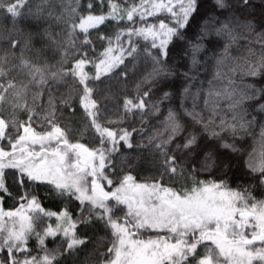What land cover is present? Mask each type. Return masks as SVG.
I'll return each mask as SVG.
<instances>
[{
  "label": "trees",
  "instance_id": "obj_1",
  "mask_svg": "<svg viewBox=\"0 0 264 264\" xmlns=\"http://www.w3.org/2000/svg\"><path fill=\"white\" fill-rule=\"evenodd\" d=\"M164 2L167 3V0ZM228 2L235 5L237 0ZM90 3L93 4L91 14L105 15L108 19L96 29H89L87 38L90 43L85 44V34L79 28L73 32L72 25L79 24L80 17L89 14ZM141 3L142 0H111V4H118L124 10H118L115 16L111 15L110 0H79V5L76 0H48L47 4L43 0H28L23 7L24 15L15 19L0 9V57H6V61H0V67L7 72L6 77H0V82L6 84L12 80L16 83L17 89L29 84L28 69L21 68L22 60H28L31 64L46 70L49 77L47 84L43 87L30 84L21 101L26 100L28 106L35 110L32 126L38 133L50 132L51 127L44 117L54 112L55 123L66 130L70 143L83 144L89 150L102 148L106 156V167L103 171L107 179H102L100 183L105 191H113L127 175H131L136 183L146 184L161 181L163 178L164 187L178 190L191 188L194 180H225L231 188L240 191L247 189L256 200H264V184L259 182L258 174L252 173L246 167V161L255 165L264 155V111L258 110L259 104L264 103V98L245 103L244 108L248 112L245 118L253 120L255 117V120L236 135L229 130L222 132L219 137H212L210 132L219 131V128L204 131L202 124L194 123L191 117L184 113L185 110H193V97L200 90L201 95L195 101V111L200 112L205 119L210 115L208 111H204V96L207 91L210 87L219 89L228 85L227 76L215 79L217 68L212 54L222 51L223 45L228 41L214 35L207 37L203 41L206 51L199 54L197 57L199 63L195 66L191 62L188 41H173L168 46L167 57H161L165 60L170 74L150 77L153 68L157 67L153 57H158L160 50L152 47L151 36L145 39L144 35L129 33L134 29L147 28L149 25L157 26L158 30L160 21L171 23L172 17L166 10L148 16L146 11L138 9L133 20L129 21L127 10ZM175 3L176 0H173V4ZM38 7L43 11L37 12ZM144 7L153 10L151 3L145 4ZM73 8L76 9L75 13L71 11ZM207 15L216 16L219 20L234 15L238 21L247 19L253 22L256 28L254 32H248L241 23L237 24V31L243 35L232 44L229 49L232 60L228 61V67L221 71L230 75L232 86L237 89H244L247 85L264 88V75L251 77L244 74L250 63L259 61L261 51L264 49L260 42L262 38L258 36V32L264 31V28L260 27V21L264 18V0H251V4L243 12L236 11L235 8L217 9L213 12L212 0H202L199 14L185 32L188 39H193L199 32V25ZM209 40L212 41L211 45ZM13 41L18 42L15 48L12 46ZM155 42L158 45L159 39ZM109 48L113 50L109 55L122 56L123 63L108 73H105L104 67L101 66L100 77L96 79L98 72L96 64L107 58L102 54ZM132 48L136 51L129 55ZM249 48L252 49V54H249ZM82 59L88 61L83 71L88 76L87 87L93 90L90 99L96 104L94 109L89 110L81 104V97L85 95V85L79 82V77L68 75L60 80L50 78L51 73L70 70L76 61ZM231 68L235 69L234 73H230ZM185 73L188 74L187 77ZM209 81L214 83L210 85ZM185 88L189 89L187 93L184 92ZM14 91L15 89L9 90L3 111L0 112V117L8 122L13 118L17 120V126L7 132V136L13 141L18 135L24 134L23 128L18 127L19 122L28 120L27 112L19 109L14 112L11 107V104L15 103L12 94ZM37 93L40 95L37 96ZM145 93H148V96L145 97ZM164 93L169 94L166 99ZM50 99L54 107L49 104ZM141 99L146 105L143 110L126 111V100L139 103ZM170 109L178 113L184 125V131L164 149L168 156L174 155L177 158V173L174 175L163 166L165 157L155 147L168 138L164 120ZM89 111L95 114L96 123L102 129L107 128L117 133V140L125 131L130 133L129 143L132 147L120 141L116 144L115 151H109L113 144L106 136L103 137L104 144H101V134L93 126ZM192 133L198 136L196 150L191 152L178 150L177 145H182ZM224 143L234 145L237 151L222 147ZM0 145L10 150L7 138L0 139ZM34 148L36 151L40 150L39 146ZM205 153L211 154L214 163L205 160ZM72 159L74 161L75 156ZM96 164L99 165L98 158ZM13 172L14 170H9L7 177L12 196H5L0 203V208L4 211L18 208L21 203L19 197L25 191L13 184ZM108 180L113 182L112 185H108ZM33 196L47 212L59 214L66 210L71 221L76 223L74 231L77 237L84 239L85 243L71 254L65 252L67 240L62 230L55 237L45 235L47 228L55 229L61 221L57 216L48 217L40 214L35 231L27 240L28 255L42 257L45 254L44 249H47L49 253L57 255L55 264H105L109 259L108 249L112 246L114 237L113 230L106 226L107 215L104 220L97 219L102 210L97 209L93 212L91 221L85 224L80 221L89 217L88 208L85 207L82 214L81 203L75 197H61L53 191L51 185L43 183L31 185L28 200ZM24 204L27 205V201H24ZM114 205L115 201H111L109 207ZM126 211L124 205L114 208L112 218L119 219L122 223ZM37 233L39 237H43V245H40ZM156 235V232L149 230L143 233V238H155ZM198 251L203 254V248H199ZM16 256L20 260L25 258V254L22 253H16ZM7 257V250L0 249V260L6 261Z\"/></svg>",
  "mask_w": 264,
  "mask_h": 264
},
{
  "label": "snow or ice",
  "instance_id": "obj_2",
  "mask_svg": "<svg viewBox=\"0 0 264 264\" xmlns=\"http://www.w3.org/2000/svg\"><path fill=\"white\" fill-rule=\"evenodd\" d=\"M27 2L28 0H0V9L15 19L24 15L23 7ZM43 2L47 4L48 0ZM76 3L79 5V0H76ZM148 3H151L153 10L150 11L144 7ZM201 3L202 0H176L175 4L173 0H167V3L164 0H142L141 5H134L131 10H127L129 21L133 20L138 9L142 12L146 11L148 16L166 10L171 14L172 21L171 23L160 21L158 30L157 26L149 25L144 29H134L129 34L144 35L145 39L151 36L152 47L160 50V55L153 57L157 67L153 68L152 73L149 74L150 77L170 74L165 60L161 57H167L168 46L173 41H188L193 66L199 63L197 59L199 54L206 51L203 41L207 37L214 35L228 41L223 45L222 51L212 54L217 68L215 79L227 76L228 85L219 89L210 87L207 91L204 96V111H208L210 115L205 119L200 112L195 111V101L201 95L200 90L193 97V110H185L184 114L191 117L194 123L202 124L206 132L210 128H219V131L210 132L212 137H219L222 132L229 130L236 135L238 131L246 129L255 120V117L253 120L245 118L248 112L244 105L246 102L264 98V88L247 85L244 89H237L232 86L233 81L230 75L221 70L228 67L227 62L232 60L229 51L232 44L243 35L237 31V24H243L248 32H254L256 28L252 21L247 19L238 21L234 15L226 16L224 20L207 15L203 23L199 25V32L193 39H188L185 32L199 14ZM250 4L251 0H237L235 5L230 4L228 0H212V11L235 8L236 11L243 12ZM110 6L113 16L118 10L124 11L120 5L111 4V0ZM92 7L93 4L90 3L89 14L81 16L79 24L72 25L73 32L79 28L85 34V44L90 43L87 38L89 29H96L108 19L105 15L91 14ZM42 11V8H37V12ZM71 11L75 13L76 9L73 8ZM120 19L122 20L123 16ZM260 27L264 28V18L260 21ZM258 36L262 38L260 42L264 45V31L258 32ZM157 39H159L158 45L155 42ZM117 40L119 41V34ZM208 42L209 45L212 44L211 40ZM17 43V41L12 42L13 48ZM112 51L109 48L105 54H102L107 58L96 64L98 70L96 79L100 77L101 66L104 67L105 73H108L123 63L122 56L109 55ZM135 51L136 49L132 48L128 54L132 55ZM248 52L252 54V49L249 48ZM0 61H6V57H0ZM86 63H88L86 59L78 60L70 70L53 72L50 78L60 80L68 75L79 77V82L85 85V95L81 97V104L89 110L94 109L96 104L90 99L93 90L86 85L88 76L83 71ZM21 68L28 69L29 84H24L17 89L16 83L12 80L6 84L0 82V112L3 111V104L9 90L15 89L12 93L15 97V103L11 104L13 111L19 109L28 113L27 122L18 124L19 128H23L24 134L18 135L15 141L7 136V132L10 128L17 126V120L13 118L11 122H8L0 117V139L7 138L10 145V150L0 145V203L5 196H12L7 179L9 170H14L13 184L25 189L24 194L19 197L21 203L18 208L9 211L0 208V249H6L8 253L7 260H0V264H55L57 255L49 253L47 249H44L45 254L42 257L28 255L27 240L35 231L40 214L48 217L57 216L61 221L56 229L47 228L45 235L55 237L62 230L67 240L65 252L71 254L85 243L84 239L77 237L74 231L76 223L71 221L66 210L59 214L47 212L35 196L28 200L31 185L37 183L51 185L53 191L61 197H75L81 203L82 214L87 207L89 217L80 221L81 223H89L91 214L97 209L102 210L97 219L104 220L107 215L106 226L113 230L114 239L112 246L108 249L109 259L105 261V264H264V200H256L247 189L240 191L231 188L225 180H194L191 188L178 190L164 187L163 178L161 181L146 184L136 183L131 175H127L113 191H105L100 183L102 179H107L103 171L106 167V156L102 148L89 150L83 144L70 143L66 130L55 123L54 112L44 117L51 127L50 132L38 133L33 128L35 110L28 106L26 100L21 101L30 84L43 87L47 84L49 77L44 68L35 66L28 60L21 61ZM234 72L235 69L231 68L230 73ZM244 74L251 77L264 75V49L261 51L259 61L250 63ZM6 75V70L0 67V77H6ZM184 75L187 77L188 74ZM213 83L209 81L210 85ZM188 91V88L184 89L185 93ZM144 95L146 97L148 93ZM168 95L164 93V98L166 99ZM49 104L54 107L51 99ZM145 107L143 99L139 103H134L132 100L125 101L126 111L143 110ZM258 110L264 111V103L259 104ZM88 114L92 117L93 126L101 134V144H104L105 136L111 140L113 148L109 151H115V146L120 141L132 147L129 143L130 133L125 131L117 140V133L107 128L102 129L96 123L95 114L92 111ZM164 124L168 138L156 144L155 147L165 157L163 166L174 175L177 173V158L174 155L168 156L164 149L184 131V125L178 113L171 109L165 117ZM34 146H39L40 150L36 151ZM197 147L198 136L195 133L190 134L182 145H177L178 150L189 152L195 151ZM222 147L237 151L234 145L228 143H224ZM73 156H75L74 161ZM205 160L214 163L210 153H205ZM246 167L252 173L258 174L259 182L264 184V155L255 165L246 161ZM89 180H91L90 187ZM112 183L108 180V185ZM24 201H27V205ZM111 201H115V205L109 207ZM121 205L127 208L122 223L119 219L112 218L114 208ZM64 224L68 226L63 227ZM149 230L156 232V237L144 239L143 233ZM161 232L166 234L160 235ZM37 236L39 237L38 233ZM39 243L44 244L43 237H39ZM199 248H203L202 255L198 251ZM16 253L25 254V258L18 259Z\"/></svg>",
  "mask_w": 264,
  "mask_h": 264
},
{
  "label": "rangeland",
  "instance_id": "obj_3",
  "mask_svg": "<svg viewBox=\"0 0 264 264\" xmlns=\"http://www.w3.org/2000/svg\"><path fill=\"white\" fill-rule=\"evenodd\" d=\"M61 223V222H60ZM66 225V227L68 226L67 224H65ZM56 229V228H55Z\"/></svg>",
  "mask_w": 264,
  "mask_h": 264
}]
</instances>
